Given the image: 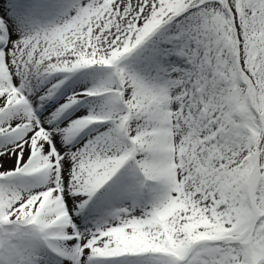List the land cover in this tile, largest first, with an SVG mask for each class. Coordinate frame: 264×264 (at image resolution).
<instances>
[{"label":"snow or ice","instance_id":"obj_1","mask_svg":"<svg viewBox=\"0 0 264 264\" xmlns=\"http://www.w3.org/2000/svg\"><path fill=\"white\" fill-rule=\"evenodd\" d=\"M0 264H264V0H0Z\"/></svg>","mask_w":264,"mask_h":264}]
</instances>
